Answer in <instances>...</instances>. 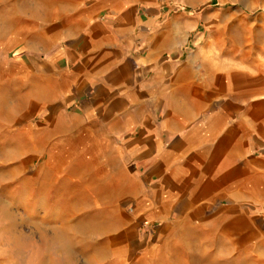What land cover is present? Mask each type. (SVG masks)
Masks as SVG:
<instances>
[{
	"label": "crops",
	"instance_id": "crops-1",
	"mask_svg": "<svg viewBox=\"0 0 264 264\" xmlns=\"http://www.w3.org/2000/svg\"><path fill=\"white\" fill-rule=\"evenodd\" d=\"M62 1L63 29L0 33V141L81 147L104 264H264V61L206 59L223 0Z\"/></svg>",
	"mask_w": 264,
	"mask_h": 264
},
{
	"label": "rangeland",
	"instance_id": "rangeland-1",
	"mask_svg": "<svg viewBox=\"0 0 264 264\" xmlns=\"http://www.w3.org/2000/svg\"><path fill=\"white\" fill-rule=\"evenodd\" d=\"M71 4L60 2L58 19L47 11L57 5L52 0H0V33L13 29L21 37L56 23L63 29L71 20ZM198 10L204 13L206 59L264 61V0L216 1ZM77 153L81 147L57 141H0V264H104L92 258L104 247L101 228L117 227L91 223L118 215L102 208L104 177L92 189L90 179L78 176L81 171L66 177ZM38 170L44 171L42 186ZM231 261L223 257L218 264Z\"/></svg>",
	"mask_w": 264,
	"mask_h": 264
}]
</instances>
